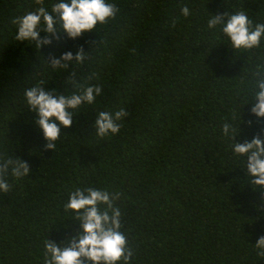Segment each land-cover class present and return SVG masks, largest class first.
Returning <instances> with one entry per match:
<instances>
[{"label":"trees","instance_id":"16d2710c","mask_svg":"<svg viewBox=\"0 0 264 264\" xmlns=\"http://www.w3.org/2000/svg\"><path fill=\"white\" fill-rule=\"evenodd\" d=\"M56 2L0 0V160L30 165L26 177L11 168L3 177L10 190L0 191V264H45L46 241L64 244L82 231L64 206L87 188L120 194L130 264H264L255 247L264 236V190L253 189L222 132L228 122L238 134L241 115L233 142L264 139V118L246 104L264 66V39L237 51L222 25L207 27L210 16L237 11L253 26L264 23V0H108L116 18L75 40L58 32L37 48L15 39L14 17L50 12ZM80 49L83 63L51 67ZM37 85L65 96L102 88L61 128L55 150L45 151L24 96ZM121 107L128 112L121 131L98 137V113Z\"/></svg>","mask_w":264,"mask_h":264},{"label":"clouds","instance_id":"9594fccd","mask_svg":"<svg viewBox=\"0 0 264 264\" xmlns=\"http://www.w3.org/2000/svg\"><path fill=\"white\" fill-rule=\"evenodd\" d=\"M41 2L42 0H36L37 4ZM118 11L119 9L108 0H57L50 12L44 7H39L14 17L11 23L16 27L17 41L35 42V46L40 48L51 43L50 37L58 39V32L66 34L72 40L85 33H91L99 25L114 20ZM180 12L184 17L191 15L186 5L181 7ZM218 25H222L221 31L230 41L232 48L237 51L259 48L264 39V23L253 26L243 11L231 15L225 13L210 16L207 27L215 29ZM41 31L48 34L43 39ZM85 59L86 55L83 49H80L75 57L68 52L60 59L53 58L51 67L67 68L69 62L74 60L80 64ZM61 60L64 61L63 64ZM251 83L253 95L246 104H252L251 113L254 116L258 119L264 118V66L257 67ZM101 91L102 88L98 85L84 86L81 92L69 96L56 95L39 85L25 90L27 105L37 114L36 123L46 141L45 151L56 149L61 128L67 129L73 124L74 111L85 104H93ZM127 115L128 112L123 107L116 111H100L95 120L96 135L100 138L117 135L122 127L120 121ZM222 132L232 141L231 148L235 156L244 159L246 175L253 189L264 190V139L257 135L251 142L234 143L238 135L237 127L228 122L222 125ZM9 168L17 179L28 176L30 172V165L26 161L0 160L2 192L10 190L9 184L3 178ZM119 197V193L94 188L76 189L71 192L64 206L65 211L74 214L75 219L80 222L82 231L64 244L46 241L45 264H130L134 252L129 247L126 235L121 231V210L115 206ZM261 206L264 207V198ZM255 247L259 250L258 254L264 256V236L258 238Z\"/></svg>","mask_w":264,"mask_h":264}]
</instances>
